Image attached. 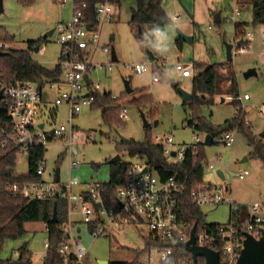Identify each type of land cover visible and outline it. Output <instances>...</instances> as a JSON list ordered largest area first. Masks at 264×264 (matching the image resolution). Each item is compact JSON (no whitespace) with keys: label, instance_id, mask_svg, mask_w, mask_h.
<instances>
[{"label":"rangeland","instance_id":"374dc122","mask_svg":"<svg viewBox=\"0 0 264 264\" xmlns=\"http://www.w3.org/2000/svg\"><path fill=\"white\" fill-rule=\"evenodd\" d=\"M61 1L35 0L26 5L19 0H4L0 26L6 28L15 37L14 42L7 43L6 46L26 47L29 40L49 36V31L54 29L57 23L69 20L73 14V0H69L65 5ZM120 5V18L106 21L101 35V44L107 43L116 51L118 59L113 61L114 69L94 70L91 75L94 81L100 80L101 92L106 89L112 96L119 97L111 103L112 107L109 108L116 118L106 121L101 107L86 106L70 121V106L62 104L58 106V114L53 119L50 117L49 110L43 107L38 120L46 121L47 128L61 124L70 128L73 125L81 138L78 154L74 157L80 163L74 168H71L69 164L70 157L64 145L65 138H54L46 144L45 179L54 180L55 169L60 168V182H66L71 177L78 178L82 182L89 180L108 182L111 172L110 163L117 155L120 154L121 160L128 163L146 162L144 155L132 156L129 152L120 150L123 147L121 144L123 137L143 141L150 134L152 140L156 135L172 134L179 148L184 142H193L196 133H206L204 130L193 131L191 127L185 126L186 120L192 117L194 111L192 99L185 101L179 88L192 92V77H182L175 70V64L178 61L184 64L190 61L227 62L226 42L233 44L231 65L235 72L238 93L240 97L248 94L249 98L240 100L238 111L235 110L230 103L234 98L232 86L229 81L220 78L216 83L215 102L199 107L200 114L207 124L219 127L237 112L244 120V125L250 127L255 135H260L264 130V112L262 111L264 108V58L258 54L261 49L258 33L260 28L253 27L252 24L251 0H163L167 13L172 18L176 15V18L163 30H156L153 49L156 60L154 62L148 58L145 41L138 37L136 29H133L129 23L136 0H120ZM234 6L242 12L239 18L248 21L249 28L255 31L253 44L245 50L239 49L236 45L235 21L224 19L226 15L232 14L231 8ZM211 8L217 11L222 10L221 24L215 23L210 12ZM178 30L193 36L192 42L183 41L182 49L176 42ZM146 38L147 33L144 34V40ZM56 41V33L49 36L48 42L44 44L46 52L33 51L34 59L47 67L55 66L61 50V45ZM94 59L100 63L112 62V54L98 50ZM162 61L165 65L160 66L163 68V72L160 73L162 69L157 68L155 63ZM137 63H146L148 70L141 73L135 72L132 65ZM251 68H256L257 73L246 76L245 73ZM223 72L225 73V70ZM154 75L158 76L159 80H154ZM124 79L130 80L135 92L130 94L126 92ZM178 82L179 87H176L175 83ZM141 90L145 91L144 94H149L150 98L145 99L144 104H138L135 100L143 94ZM43 95L46 104L53 107L55 93L45 89ZM122 104H125L128 109V116L123 119L120 117ZM142 113L151 124L148 131L145 130ZM155 120H158L157 125H154ZM232 130L235 135L233 144L218 143L207 146L208 159L215 168L211 169L204 164V178L215 184H228L237 203L250 204L264 194V161L253 156L254 147L243 130H239L237 126ZM89 135H92L91 139H88ZM246 157L248 158L245 160ZM240 168L248 169L250 174L244 179L236 175L231 176L230 172L236 174ZM218 170L224 172L225 180L221 179ZM16 172L18 174L28 172L26 152L18 153ZM203 211L206 213L208 222L225 223L229 220L231 208L229 205H222L217 208L204 207ZM25 228L24 236L7 240L2 245L1 257L16 259L17 255H14V252L24 243H27L33 254L34 264H36V258L42 260L45 257L47 232L44 222L30 221L25 224ZM113 230L118 237L111 235L95 239L90 234L88 224L81 223L75 226V233L81 235L89 251L88 264H99L98 259H108L111 262L149 260L150 255L146 245L149 229L145 225L141 227L125 225L121 229L113 228Z\"/></svg>","mask_w":264,"mask_h":264},{"label":"built area","instance_id":"2783aa9c","mask_svg":"<svg viewBox=\"0 0 264 264\" xmlns=\"http://www.w3.org/2000/svg\"><path fill=\"white\" fill-rule=\"evenodd\" d=\"M69 0H62L66 4ZM87 2H75L73 0V15L67 21H60L55 27L57 41L61 45L60 59L58 64L61 67V74L56 78L47 81L42 89L34 83H23L15 81L5 84L0 80V90H3L1 104L7 111L11 131L9 139L14 143L20 152L29 153L31 147L37 144L46 145L54 138H65L64 145L67 147L70 157V167L74 168L80 163L75 155L78 154L80 141L79 134L74 126L67 128L66 125H56L47 128L46 121L38 120L43 112V107L49 110L50 117L55 119L58 106L69 104L71 118L82 111L86 106H92L94 98L90 93L101 92V82L94 81L92 73L94 70L114 69V62L100 63L95 61V54L98 50L111 53L113 46L107 43L101 44L102 28L106 21L119 19L121 10L119 0H104L96 6V22L90 24L85 8ZM232 14L224 17L227 21L247 22L239 18L241 10L234 6ZM259 26V44L261 46L260 57L264 58V25ZM212 28L211 25H209ZM257 27V26H253ZM218 31V29H217ZM236 45L239 49L250 48L255 38V31L245 27L243 33H235ZM242 40V46L238 41ZM240 46V47H239ZM0 47H7L0 44ZM39 51L44 52L45 46L40 45ZM160 57V56H159ZM162 59V58H161ZM164 62H156L155 66H164ZM135 72L141 73L148 70L146 63L132 65ZM175 70L182 77H192L195 72V64L190 61L187 64L178 61ZM88 75L89 81L85 79ZM154 80L159 77L154 75ZM48 89L55 93L53 107L46 104L43 91ZM107 93L104 89L101 93ZM113 98H117L113 96ZM249 98L248 94L240 100ZM56 109L55 115L50 111ZM264 112V108L262 109ZM128 109L122 104L120 117L127 118ZM187 124V123H186ZM53 131V134H52ZM67 133V134H66ZM208 133H196L194 141L184 142L179 148L172 134L156 135L155 142H159L164 147V153L169 161L182 162L188 151L199 154L201 144L206 143ZM92 135L88 136L91 139ZM235 141L233 130H228L218 135L212 134V144L231 145ZM175 152V155L172 153ZM202 164H207L209 168H215L214 164L203 160ZM164 169V167H163ZM47 170L46 159H43L37 168V174L42 177L40 181L16 183L11 189L16 195L26 198L52 199L62 195L67 202V220L62 226L65 237L57 249L67 261L73 259V264H88V249L83 243L79 233H75V226L86 223L89 226L90 234L93 238L110 237L118 235L112 228V222L116 221L120 225H130L132 227L146 226L149 229L148 237L163 245L148 247L149 260L137 259L132 264H165L169 257L175 253L173 244L179 246V253L191 252L181 247V243H186L191 238L193 223L182 218L177 208V196L187 186L188 175L182 176L179 172L161 171L148 162L131 163L125 179L116 188L118 198L117 205L107 204L104 186L102 182L89 180L82 182L78 178L71 177L66 182L47 180L44 173ZM231 176L244 179L250 171L239 169L236 174L230 172ZM225 175V174H224ZM190 197L200 207L217 208L222 205H229L231 208L229 220L225 223H218L213 226L199 227L195 230L196 245L209 247L220 254V264H237L244 247V240L247 234H251L257 240L264 239V194L262 197L250 204H239L234 199L231 187L228 184L203 183L194 187L190 192ZM241 207H245L247 220L244 221L243 228H238V219L241 218ZM47 232V225L45 224ZM81 231V229H78ZM49 247V238L45 240L46 253ZM45 253V255H46ZM18 250L14 255H18ZM157 254V257H156ZM155 255V257H154ZM194 262V259L192 257ZM109 264L111 261L109 260ZM172 264H191L190 260L178 259Z\"/></svg>","mask_w":264,"mask_h":264},{"label":"trees","instance_id":"16d2710c","mask_svg":"<svg viewBox=\"0 0 264 264\" xmlns=\"http://www.w3.org/2000/svg\"><path fill=\"white\" fill-rule=\"evenodd\" d=\"M24 4L33 3L35 0H19ZM75 2H87L85 13L90 20V24L96 22V6L104 0H74ZM138 5L133 9L129 23L133 29H136L138 37L142 38L146 51L154 49V35L156 30H163L165 26L173 22V18L167 13L163 6V0H149L146 3L144 0H137ZM243 6V5H242ZM253 13V26L264 25V0H251ZM232 10V8H231ZM211 14L216 24H221L223 21L222 10H211ZM249 22H238L234 26L236 34L243 33ZM147 33V38L144 40V34ZM15 37L12 36L6 28L0 26V44L13 43ZM48 42V36L40 37L35 40H29L26 47H1L4 52L0 55V80L5 84H11L15 81L23 83H34L42 89L47 81H50L62 72L60 65L57 63L54 68H49L33 58V49L36 46L43 45ZM178 43L182 45V40ZM242 46V44L240 45ZM239 46V47H240ZM154 53V52H153ZM155 54V53H154ZM232 61L220 63L195 62V72L192 76L193 84V115L187 119L185 126L191 127L193 131L204 130V132L218 135L228 130H232L235 126L239 130H243L248 137L251 145H253V156L264 161V139L260 135H255L250 127L244 125V120L237 114L231 119H228L224 125L215 127L207 124L200 114L199 107L203 104L210 105L215 101L216 83L218 79H226L232 86L234 98L231 104L235 110L239 108V93L237 89V80L235 72L232 69ZM161 68V67H157ZM163 72V68H161ZM225 70V73L223 72ZM156 72V71H155ZM180 83H178L179 85ZM127 92V91H126ZM135 92L134 90L131 92ZM145 92V91H144ZM135 98L138 104H144L145 99H150L149 94H144ZM128 93V92H127ZM94 98L93 106L102 108V114L106 121L116 118L109 108L115 99L109 92H93L90 93ZM130 94V93H129ZM205 95L203 98L202 96ZM121 110V109H120ZM238 111V110H237ZM55 115L56 109L50 111ZM121 120V119H120ZM145 127V130H150ZM11 131V123L7 111L0 112V250L2 245L11 239H19L26 233L25 224L30 221H41L47 225V237L49 238V247L45 255L44 264H73V259L66 260L57 252L60 244L65 241L62 232V226L67 220V202L66 199L59 195L52 199H36L26 198L21 195H16L11 187L16 184H24L25 182L40 181L42 177L37 174V168L41 161L45 159L47 146L37 144L31 147L28 155V172L18 174L16 172L17 156L20 152L12 141L9 139ZM151 134L143 141L137 140H122L123 147L120 150H125L132 156L138 154L144 155L146 161L151 166L165 172H179L182 176L188 175L189 180L186 188L177 196V208L180 216L187 221L193 223L197 229L206 226H213L218 222H208L206 213L203 208L194 203L190 197L191 190L208 181L204 178L203 160H207V145L201 144L199 154H193L188 151L185 159L182 162L169 161L164 153V147L159 142H155L151 138ZM131 163L122 160L112 161L110 163V181L102 182L104 186V194L107 204L117 205L118 198L116 196V188L123 182ZM164 167V169H163ZM212 183V182H209ZM56 207V220L53 219L54 210ZM241 218L238 219V228H243L247 212L245 207H241ZM148 247L163 245L152 240L147 236ZM175 253L171 255L165 264H172L175 260L184 259L190 260L191 264H206L205 257L199 256L197 261L193 262L189 253L180 254L179 246L173 244ZM19 254L16 259L3 258L0 256V264H32V252L29 250L27 243H24L18 248ZM133 261H113L111 264H132Z\"/></svg>","mask_w":264,"mask_h":264},{"label":"water","instance_id":"95a60500","mask_svg":"<svg viewBox=\"0 0 264 264\" xmlns=\"http://www.w3.org/2000/svg\"><path fill=\"white\" fill-rule=\"evenodd\" d=\"M144 1L146 3L149 2V0H144ZM3 12H4V0H0V19H1V14ZM53 31L54 30H51L49 34H52ZM178 34L183 40L187 42L193 41V36H190L181 30H178ZM241 43H242V40H239L237 44L240 45ZM225 44H226V51H227V61H232L233 60V55H232L233 44L228 43V42H226ZM38 49H39V46H36L34 48V51H38ZM3 53L4 52L0 49V55H2ZM148 58L152 62L156 60V56L154 55L151 49H148ZM117 59L118 58H117L116 51L113 48L112 49V60L116 61ZM256 73H257L256 68H251L245 73V75L250 76ZM85 79L87 80V82L89 81L88 75L85 76ZM124 83H125L126 91L128 93H131L134 89L131 86L130 80L124 79ZM175 85L176 87H179L178 83H175ZM179 90L184 95L185 101H189L193 99L194 95L192 92L185 91L182 88H179ZM3 96H4L3 90H0V112L4 110V107L1 104V99L3 98ZM202 97L204 98L205 95H203ZM142 117L144 120V127H149L150 122H148L144 113H142ZM157 124H158V120H155L154 125H157ZM52 134H53V131H52ZM260 136L264 138V130L260 133ZM122 140L128 141L129 139L123 137ZM206 143L208 145L212 144V134L211 133H208L206 135ZM172 154L175 155V152H173ZM247 158L248 157H246L245 160ZM117 160H121L120 154L114 157L111 161H117ZM218 174L221 177V179L225 180V175L222 170H218ZM55 176H56V181L59 182L60 181V168L55 169ZM56 216H57V211L55 207L54 215H53L54 220H56ZM195 230H196V226L192 229L190 240L186 243H181L180 246L185 248L189 252H191L192 257L195 262L197 261L199 256H203L205 257L206 264H220V254L218 251H215L209 247L198 246L195 244L196 243ZM98 263L99 264H109V260L99 259ZM237 264H264V239L257 240L251 234H247L246 239L244 240V247L242 249V253L239 257Z\"/></svg>","mask_w":264,"mask_h":264},{"label":"crops","instance_id":"0c3cea01","mask_svg":"<svg viewBox=\"0 0 264 264\" xmlns=\"http://www.w3.org/2000/svg\"><path fill=\"white\" fill-rule=\"evenodd\" d=\"M215 2H216V1H215ZM119 4H120V0H119ZM63 5H65V4H63ZM137 5H138V1L136 0V6H137ZM136 6H135V7H136ZM135 7H134V8H135ZM212 9H213V8L210 9V12H211ZM120 10H121V5H120ZM165 10H166V9H165ZM213 10H214V9H213ZM132 11H133V10H132ZM72 15H73V14H72ZM211 15H212V14H211ZM120 16H121V14H120ZM212 17H213V16H212ZM174 18H176V15H173V22H174ZM213 19H214V18H213ZM63 21H64V20H63ZM57 24H58V23H57ZM209 25H210V24H209ZM56 26H57V25H56ZM56 26H55V27H56ZM52 30H54V31H53L52 34H49V33H48L49 36H51V35H53V34L56 33V32H55V28L52 29ZM49 32H50V31H49ZM56 34H57V33H56ZM189 34H191V33H189ZM49 36H48V37H49ZM190 36H191V35H190ZM111 37L113 38V35H112ZM179 39L182 40V45H181V46H180V44L178 43V40H179ZM183 41H184V40L178 35L177 38H176V42H177L178 46H179L181 49L183 48ZM56 42H58V41H56ZM46 43H47V42H46ZM46 43H44V44H46ZM44 44H43V45H44ZM33 51H34V49H33ZM35 52H40V51H39V49H38V51H35ZM44 52H46V48H45V51H44ZM44 52H40V53H44ZM60 52H61V50H60ZM33 58H34V57H33ZM59 59H60V54H59L58 61H59ZM226 60H227V59H226ZM226 60H225V61H226ZM58 61H57V63H58ZM192 62H194V61H192ZM57 63H56V64H57ZM194 63H195V62H194ZM55 66H56V65H55ZM55 66H53L52 68H54ZM49 68H50V67H49ZM178 83H179V82H178ZM58 109H59V108H57V114H58ZM57 114H56V116H57ZM42 121H43V120H42ZM249 174H250V173H249ZM249 174H248V175H249ZM114 236H115V235H114ZM115 237H116V236H115ZM88 254H89V253H88ZM88 256H89V255H88ZM88 256H87V260H86V261L89 263V261H88L89 257H88ZM36 260H37V261H36V264H44L45 257H43L42 260H41V259H38V258H36ZM98 260H99V259H98ZM32 264H34V262H33V258H32Z\"/></svg>","mask_w":264,"mask_h":264},{"label":"bare ground","instance_id":"6f19581e","mask_svg":"<svg viewBox=\"0 0 264 264\" xmlns=\"http://www.w3.org/2000/svg\"><path fill=\"white\" fill-rule=\"evenodd\" d=\"M127 225V224H126ZM125 225H120L118 224L116 221L112 222V228H117V229H121L123 228Z\"/></svg>","mask_w":264,"mask_h":264}]
</instances>
